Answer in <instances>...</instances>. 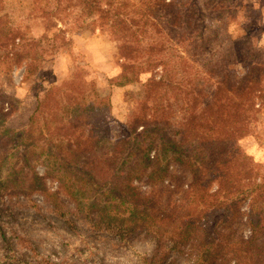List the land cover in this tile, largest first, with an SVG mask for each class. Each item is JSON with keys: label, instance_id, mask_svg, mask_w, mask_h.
I'll list each match as a JSON object with an SVG mask.
<instances>
[{"label": "rangeland", "instance_id": "rangeland-1", "mask_svg": "<svg viewBox=\"0 0 264 264\" xmlns=\"http://www.w3.org/2000/svg\"><path fill=\"white\" fill-rule=\"evenodd\" d=\"M107 2L86 8L80 0H60L58 5L4 0L2 13L24 41L15 39L9 51L0 50V130L33 129L25 148L51 191L59 190L58 182L46 177V167L38 162V133L48 139L71 136V144L88 136L89 142L74 144L73 164L62 162L67 193L59 192L60 208L34 190L0 200V230L5 236L0 234V264H150L157 254L154 241L139 228L120 235L93 229L91 222L73 214L76 201H96L110 182L119 181L115 171L129 152L138 154L136 140L146 145L141 126L133 133L131 129L146 99L149 78H165L182 87L169 93L178 105L165 97L164 90L157 91V119L171 123L152 128L154 142L168 138L189 153L193 142L179 143L174 119L183 114L197 121L202 115L228 118L245 135L234 145V156L241 162L231 164L225 174L231 188L227 190L233 196L234 191L253 189L238 200L240 217L228 221L224 214L229 203L220 198L222 194L192 199L186 192L191 176L171 160L164 181L133 180L138 193L151 197L166 212L190 218L199 214V224L211 234L224 231L248 238L250 220L259 216L264 220V0H164L170 5L162 6L170 14L164 19L163 9L148 8L145 0L111 7L104 5ZM175 15L180 26L172 27ZM207 69L227 74L233 90L217 93L209 88L203 82ZM126 136L132 138L129 144H109ZM10 143L0 134V156L16 154ZM217 180L208 183V193L217 189ZM106 212L127 214L122 207ZM185 253L171 251L162 260L190 264Z\"/></svg>", "mask_w": 264, "mask_h": 264}, {"label": "trees", "instance_id": "trees-1", "mask_svg": "<svg viewBox=\"0 0 264 264\" xmlns=\"http://www.w3.org/2000/svg\"><path fill=\"white\" fill-rule=\"evenodd\" d=\"M50 1H55L58 5L60 0H45L46 3ZM156 1L152 4L149 0H145L148 8L155 6V10L163 9L162 6H170L164 0ZM99 2L100 0H80V3L85 4L86 8H92L94 4ZM3 3L4 0H0V50L7 52L9 51L8 47L14 44L15 39L19 38L24 41V38L21 33L9 25L7 15L2 13ZM126 3H129L128 0H108L104 5L111 7L115 4ZM163 11L164 13L160 17L164 19L170 14L166 8ZM156 13L155 11L154 16ZM140 15L144 16L145 14ZM147 15L150 14L147 13ZM114 17L120 19L118 14H114ZM144 17L148 18V16ZM127 19L128 17H125L123 20L126 21ZM177 19L178 17L175 15L174 21L172 20V27L180 26V22L176 23ZM28 72H32L31 68L28 69ZM203 75V82L209 83V88H212L214 92L219 93L222 89L233 90L234 85H231V79L227 77V74L217 72L215 69H207ZM180 88H182L181 83L177 84L165 78L157 80L149 78L147 80L146 99L143 102L141 112L133 119L134 125L131 129L133 133L136 126H141L140 137L143 142L146 141V145L143 146L139 140H136L138 154L133 156L134 153L129 152L127 164H125L126 162L122 163L115 171L116 176L114 177L119 181L110 182V188L105 190L96 201L87 200L85 203L76 201L73 214L76 218L81 217L84 221L91 222L93 229H110L117 231L116 233L120 235L133 232L139 228L147 239L154 241V250L157 254H153L149 261L150 264H165V258L171 251H176L179 254L186 252V259L191 261L190 264H264V220L260 216L250 220L248 238L239 235L232 236L229 232L224 231L211 234L199 224V214L195 213L190 218L186 215L166 212L158 202H154L151 197L142 196L132 185L133 180H139L143 177L149 181H164L169 176L168 168L170 161L173 160L180 163L191 176L186 192L192 199L206 200L222 194L220 198L229 203L228 212L224 214V218L228 221H234L240 217L238 210L240 201L238 202V200L250 195L253 188H246V191L241 192L234 191L233 196H231L227 190L231 189L230 184L224 177L233 167L231 164L241 162L238 157L234 156V145L238 139L245 135L244 130L238 124L234 121L231 122L228 118H222V116L210 118L202 115L197 121L198 118H189V115L186 118V115L183 114L182 117L174 119L177 127L174 134L179 135V143L193 142L194 147L189 153L180 150L177 144L168 138L161 141V144L154 142L152 138L154 137L152 132L154 126L160 124L161 126H169L171 123L170 120L164 118L157 119V105L160 103L157 91L164 90L165 97L169 100L172 99V103L178 105L177 98H171L170 94L175 90H181ZM186 111L187 109H184V112ZM6 113L7 111L3 115ZM189 126L191 129L185 130ZM0 134L9 138L11 146L13 145L16 149L14 152L16 154L11 157H8L6 153L0 156V200L5 197L9 198L14 194L26 195L29 193L28 191L34 190L38 191L54 208H60L61 202L58 195L59 192H66L65 187L67 186L66 178L61 174L66 171L62 162L68 161L67 163L70 164L74 157L72 152L75 150L74 144L85 145L89 142L88 136L83 140L75 139L74 144H71V136L62 138L53 136L48 139L46 135L42 137L41 133H38V141L40 140L42 143L38 142V162L46 167L45 176L54 178L58 182L59 190L51 191L46 185L45 178L37 173L32 166L30 160L32 156L25 148L28 145L26 139L33 136V129L30 127L22 130V132H17L5 126L0 130ZM131 140V136H126L114 142L110 141L109 144L112 145L111 147H119L129 144ZM64 144L67 146L66 151H64ZM155 145H157L156 150L154 149ZM158 145L162 149H158ZM130 156L134 158L131 159ZM78 157L85 158L84 155H78ZM8 161L10 164L6 165ZM74 163L76 166L78 165L77 162ZM88 171L90 173L91 170ZM2 176L4 177L2 178ZM210 179H218V186L216 190L208 193L207 188ZM118 191L120 192L118 193ZM113 201L118 202L117 206L122 207L127 214L123 215L121 212L117 214L107 213L106 211L119 209ZM215 209L218 212L221 211L220 208L216 207ZM203 215L205 214L203 213ZM203 224L205 225V223ZM0 234L5 237L2 230H0Z\"/></svg>", "mask_w": 264, "mask_h": 264}]
</instances>
